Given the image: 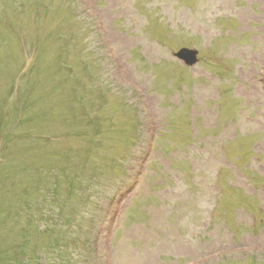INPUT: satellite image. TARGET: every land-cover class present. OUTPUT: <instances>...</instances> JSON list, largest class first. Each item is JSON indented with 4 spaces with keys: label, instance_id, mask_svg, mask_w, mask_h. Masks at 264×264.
Returning <instances> with one entry per match:
<instances>
[{
    "label": "rangeland",
    "instance_id": "374dc122",
    "mask_svg": "<svg viewBox=\"0 0 264 264\" xmlns=\"http://www.w3.org/2000/svg\"><path fill=\"white\" fill-rule=\"evenodd\" d=\"M59 205L79 215L57 246L31 226L45 212L57 233ZM0 254L264 264V0H0Z\"/></svg>",
    "mask_w": 264,
    "mask_h": 264
},
{
    "label": "trees",
    "instance_id": "16d2710c",
    "mask_svg": "<svg viewBox=\"0 0 264 264\" xmlns=\"http://www.w3.org/2000/svg\"><path fill=\"white\" fill-rule=\"evenodd\" d=\"M99 105L101 106V108H103L106 111L105 113H108L107 112L108 110H109L110 114H112L115 111V108L109 104V102L107 101V99H105L102 104L99 103ZM120 111L122 113V112L125 111V109L123 107H121L119 109V112ZM127 112L129 114H132L131 111H127ZM130 128H131L130 131L132 132V136L128 135L126 132H124V133H125V135H126V137H127L128 140L134 141V133H133V130L135 131V129H133L132 126ZM76 137L77 138H82V137H85V136H83L79 131H76L74 138H76ZM99 138H100V133L96 136L95 141H93L92 143H90V148L92 150L93 149H100V150H102V144L98 140ZM65 139H67V138H65ZM63 141H65V140H63ZM130 145H131V143H130ZM130 145L128 144L127 146L129 147ZM126 150H125L124 154L121 155V156L119 154L115 153L111 157L104 158L103 161H102V163L100 162L99 167L96 169L95 172L93 171V168H92V166H93L92 162L90 160L87 161V169L88 168L89 169H92V172H91L92 173V177L88 181V183L85 186V188H83L86 193H88L90 191H94L96 189L97 185H99L101 183L100 182V179L98 177V169L100 170V169L104 168V170H106V172H107L105 178H109L110 177V174L112 172H114L115 169L119 166V163L121 164V162L124 161V158L126 156ZM75 162H77V161H75ZM109 169H113V171L111 173H108ZM74 174H75L76 177L79 175L76 171H74ZM78 184L80 185V183H78ZM66 186L68 188L70 185L69 186L66 185ZM63 191H64L65 195L68 196L69 191H67L66 189H64ZM75 191L77 192V191H79V189L76 188ZM58 193H60V192L58 191L57 194ZM65 199H66V197L59 196L58 201H60V203L63 204V202H64ZM59 207L61 208V213L58 215L59 216L58 217L59 218L58 219L59 220L58 226L60 228L63 227V226H68L69 228H77L78 227V224H77L78 221L77 220H69V217L70 216H78L77 207L72 208L71 211L69 212V214L67 216H66L65 208L62 205H59ZM41 220H43L46 223V225H48V230H47L48 233L49 232H54L53 230L49 229V227H50L49 226V221L47 219V214L45 212H41ZM70 231L72 232V230H70ZM57 243H59V239H58V242ZM3 261H4V256L1 255L0 256V262H3Z\"/></svg>",
    "mask_w": 264,
    "mask_h": 264
},
{
    "label": "water",
    "instance_id": "95a60500",
    "mask_svg": "<svg viewBox=\"0 0 264 264\" xmlns=\"http://www.w3.org/2000/svg\"><path fill=\"white\" fill-rule=\"evenodd\" d=\"M196 51L183 49L176 54V57L182 61L186 66H193L196 63Z\"/></svg>",
    "mask_w": 264,
    "mask_h": 264
}]
</instances>
